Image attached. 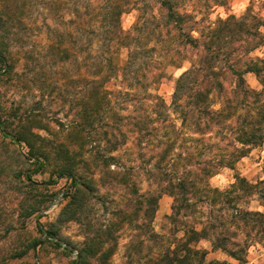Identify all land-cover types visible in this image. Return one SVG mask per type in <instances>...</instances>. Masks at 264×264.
Returning <instances> with one entry per match:
<instances>
[{
	"label": "rangeland",
	"instance_id": "374dc122",
	"mask_svg": "<svg viewBox=\"0 0 264 264\" xmlns=\"http://www.w3.org/2000/svg\"><path fill=\"white\" fill-rule=\"evenodd\" d=\"M0 55V264H264V0H0Z\"/></svg>",
	"mask_w": 264,
	"mask_h": 264
},
{
	"label": "trees",
	"instance_id": "16d2710c",
	"mask_svg": "<svg viewBox=\"0 0 264 264\" xmlns=\"http://www.w3.org/2000/svg\"><path fill=\"white\" fill-rule=\"evenodd\" d=\"M165 4H168V1H164ZM171 8V7H170ZM0 61L4 62L5 63V57L3 55H0ZM107 61V60H106ZM108 64V62H107ZM94 74L96 75H101L103 74V64L101 63V61H99V64H98V67L95 69V71L93 72ZM95 104V103H94ZM27 118H29V120H31L33 117H31V115L27 116ZM41 158V155H38L37 157V162L36 164L39 165V168L43 167V163L39 164L40 162V159ZM58 176H60L61 178L65 177L66 179H70L72 180V184L75 186L76 184V177L74 175H72L70 172H67V171H58ZM29 180H32L31 179V175H28L27 176ZM52 183V182H51ZM184 186V185H183ZM38 230L43 233V234H46V235H51L50 232H47V231H44L43 228L41 227V224L39 223L38 224ZM43 242L46 241L45 240H42ZM51 244L55 245V246H59V243L57 242H52L51 241Z\"/></svg>",
	"mask_w": 264,
	"mask_h": 264
},
{
	"label": "water",
	"instance_id": "95a60500",
	"mask_svg": "<svg viewBox=\"0 0 264 264\" xmlns=\"http://www.w3.org/2000/svg\"><path fill=\"white\" fill-rule=\"evenodd\" d=\"M59 197H61V196H59ZM57 201H58V199H55L54 202L52 203V205H51L50 208H53V207L56 205V202H57ZM45 212H46V210H44V211H40V212L37 214L36 218L39 219V218L41 217V215H42L43 213H45Z\"/></svg>",
	"mask_w": 264,
	"mask_h": 264
}]
</instances>
